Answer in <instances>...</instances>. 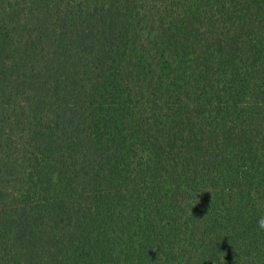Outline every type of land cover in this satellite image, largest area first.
<instances>
[{
	"label": "trees",
	"instance_id": "obj_1",
	"mask_svg": "<svg viewBox=\"0 0 264 264\" xmlns=\"http://www.w3.org/2000/svg\"><path fill=\"white\" fill-rule=\"evenodd\" d=\"M264 0H0V264H264Z\"/></svg>",
	"mask_w": 264,
	"mask_h": 264
},
{
	"label": "clouds",
	"instance_id": "obj_2",
	"mask_svg": "<svg viewBox=\"0 0 264 264\" xmlns=\"http://www.w3.org/2000/svg\"><path fill=\"white\" fill-rule=\"evenodd\" d=\"M257 228L260 231H264V215H261L258 219H257Z\"/></svg>",
	"mask_w": 264,
	"mask_h": 264
}]
</instances>
